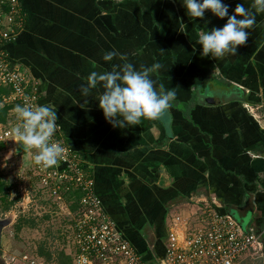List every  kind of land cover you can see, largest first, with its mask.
<instances>
[{
	"label": "crops",
	"instance_id": "0c3cea01",
	"mask_svg": "<svg viewBox=\"0 0 264 264\" xmlns=\"http://www.w3.org/2000/svg\"><path fill=\"white\" fill-rule=\"evenodd\" d=\"M18 1L23 24L4 44L5 52L35 85L38 104L56 106L61 138L89 168L104 212L144 259L153 263L162 257L165 230L180 234L210 206L261 236L260 253L244 255L238 264L247 258L264 261V13H255L253 0H223L229 14L243 2L255 15L246 42L224 58L202 56L198 33L222 27L227 17L205 10L203 18L189 19L182 0ZM111 51L119 55L105 61ZM125 62L138 70L162 65L153 79L176 92L160 116L163 124L158 118L113 127L95 99L100 85L90 96L82 95L80 86L90 73ZM7 92L1 85L0 97ZM15 118L12 108L3 111L0 130ZM5 150L11 155L8 159L6 152L0 160L6 169L0 181L17 182V201L28 208L33 192L47 197L36 191L32 152L15 138L0 141V153ZM11 163L14 176L8 172ZM56 205L71 216L73 246L76 202L69 195ZM4 218L9 222L0 245L5 228L15 221L12 213H3ZM73 250L39 248L33 256L65 264L58 255L62 251L71 261ZM24 252L30 253L9 255L24 264Z\"/></svg>",
	"mask_w": 264,
	"mask_h": 264
},
{
	"label": "built area",
	"instance_id": "2783aa9c",
	"mask_svg": "<svg viewBox=\"0 0 264 264\" xmlns=\"http://www.w3.org/2000/svg\"><path fill=\"white\" fill-rule=\"evenodd\" d=\"M119 2L121 0H101ZM23 12L18 0H0V86L8 92L1 102L12 106L25 103L39 106L38 93L27 74L11 64L4 44L12 40L22 27ZM9 126L0 130V141L15 138ZM56 129L50 142L61 144L65 151L57 164L43 168L34 163L32 171L39 187L56 202L72 196L76 202L71 232L73 253L70 264H238L244 255L261 251V236L245 229L231 214L218 213L210 206L201 209L196 222L186 224L180 234L169 231L163 255L147 262L143 255L123 236L116 223L104 212L94 191L89 168L61 138ZM76 196V197H75ZM24 264H47L30 253L20 255Z\"/></svg>",
	"mask_w": 264,
	"mask_h": 264
},
{
	"label": "clouds",
	"instance_id": "9594fccd",
	"mask_svg": "<svg viewBox=\"0 0 264 264\" xmlns=\"http://www.w3.org/2000/svg\"><path fill=\"white\" fill-rule=\"evenodd\" d=\"M189 19L203 18L205 10H210L218 18L227 17L222 27H212L198 33L201 55L224 58L234 55L237 46L248 38V30L254 23L255 15L243 2L237 3L232 14L230 5L223 0H182ZM255 13H264V0H253ZM119 55L115 51L104 54L105 61H111ZM162 68L160 63L137 69L132 63L114 65L112 70L92 72L80 86L83 96H90L99 84L102 91L96 96L106 121L113 127L131 128L139 125L142 119L156 120L171 106L176 97L172 89L157 85L154 74ZM17 123L12 128L15 140L23 150H35L34 163L45 169L57 164L64 155V147L50 142L56 129V106L42 104L33 107L30 104L16 105L14 108Z\"/></svg>",
	"mask_w": 264,
	"mask_h": 264
},
{
	"label": "rangeland",
	"instance_id": "374dc122",
	"mask_svg": "<svg viewBox=\"0 0 264 264\" xmlns=\"http://www.w3.org/2000/svg\"><path fill=\"white\" fill-rule=\"evenodd\" d=\"M6 152L8 151L5 150L2 154L0 153V160L6 156ZM10 155L11 153L8 152V159ZM6 162L7 160L5 164ZM0 166L2 169H0V171L6 174L5 167H2V165ZM9 167L10 169L8 172L14 176L12 172L16 170V165L11 163ZM0 176L3 178L2 174H0ZM2 178L0 181V216L5 212L12 213V215L15 216V221L11 226L5 228L3 232L0 247V261L3 263L5 262V264L6 262L9 264H19V262H17L18 260H16L18 255L13 256L15 258L13 262V258H10L9 254H18L22 250L30 252L31 255L39 248L43 250L46 249L47 251L49 250V252L52 253L59 252L63 249L67 252L70 251L73 248L72 238L70 233H68V224L71 221V216L67 215L65 210L58 208L56 203L59 202H56L48 196L47 198L45 195L38 192L40 187L36 176L33 179L37 182H35V184H38V187H36L38 193L33 192L35 195L34 200H30L31 203L29 202L30 206L28 208L25 207L24 200L22 203L21 200L17 201V182L14 183L12 180L2 181ZM24 179H26L25 176ZM68 201L70 204H74L72 203L73 201ZM16 206H18L19 209L15 208ZM4 209L6 211H4ZM44 215L47 216L46 219H43ZM166 231L167 230H165L163 234L164 238L167 235ZM242 264H264V261L260 258H247Z\"/></svg>",
	"mask_w": 264,
	"mask_h": 264
},
{
	"label": "trees",
	"instance_id": "16d2710c",
	"mask_svg": "<svg viewBox=\"0 0 264 264\" xmlns=\"http://www.w3.org/2000/svg\"><path fill=\"white\" fill-rule=\"evenodd\" d=\"M0 101H1V97H0ZM4 105L5 106H3V105L0 104V106H1L0 107V118H1V115H2L3 111H6L7 109L12 108V106H9V105H6V104H4ZM58 261H59V263L68 264L70 262V258L68 256H64L63 255V252L61 251L60 252V255H58Z\"/></svg>",
	"mask_w": 264,
	"mask_h": 264
},
{
	"label": "water",
	"instance_id": "95a60500",
	"mask_svg": "<svg viewBox=\"0 0 264 264\" xmlns=\"http://www.w3.org/2000/svg\"><path fill=\"white\" fill-rule=\"evenodd\" d=\"M160 120V117H159ZM160 122L163 124L164 121L161 119ZM9 222V218L0 219V237H1V231L4 226H6ZM1 247V245H0ZM0 264H4L2 261H0Z\"/></svg>",
	"mask_w": 264,
	"mask_h": 264
}]
</instances>
